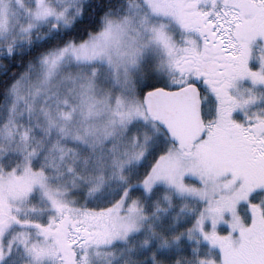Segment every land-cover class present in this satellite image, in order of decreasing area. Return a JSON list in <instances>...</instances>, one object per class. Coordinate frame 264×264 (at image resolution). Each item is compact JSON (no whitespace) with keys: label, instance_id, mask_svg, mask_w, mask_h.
Wrapping results in <instances>:
<instances>
[{"label":"snow or ice","instance_id":"snow-or-ice-1","mask_svg":"<svg viewBox=\"0 0 264 264\" xmlns=\"http://www.w3.org/2000/svg\"><path fill=\"white\" fill-rule=\"evenodd\" d=\"M0 264H264V0H0Z\"/></svg>","mask_w":264,"mask_h":264}]
</instances>
